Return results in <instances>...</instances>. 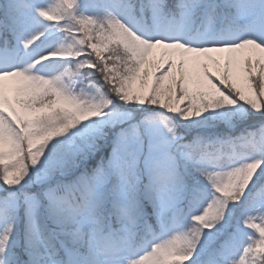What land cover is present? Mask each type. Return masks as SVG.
<instances>
[{"label":"snow or ice","instance_id":"obj_1","mask_svg":"<svg viewBox=\"0 0 264 264\" xmlns=\"http://www.w3.org/2000/svg\"><path fill=\"white\" fill-rule=\"evenodd\" d=\"M0 264H264V0H0Z\"/></svg>","mask_w":264,"mask_h":264}]
</instances>
